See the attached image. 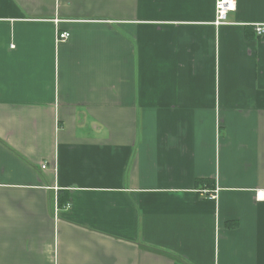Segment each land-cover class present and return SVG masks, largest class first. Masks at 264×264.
<instances>
[{
  "label": "crops",
  "instance_id": "crops-1",
  "mask_svg": "<svg viewBox=\"0 0 264 264\" xmlns=\"http://www.w3.org/2000/svg\"><path fill=\"white\" fill-rule=\"evenodd\" d=\"M235 1L0 0V264H264V0Z\"/></svg>",
  "mask_w": 264,
  "mask_h": 264
},
{
  "label": "built area",
  "instance_id": "built-area-1",
  "mask_svg": "<svg viewBox=\"0 0 264 264\" xmlns=\"http://www.w3.org/2000/svg\"><path fill=\"white\" fill-rule=\"evenodd\" d=\"M235 0H216L215 3V24L222 25L226 23L227 14L235 10ZM255 33L260 36L264 34V23L255 25ZM69 38V33L63 32L58 35V40L65 41ZM46 165L41 168L45 169Z\"/></svg>",
  "mask_w": 264,
  "mask_h": 264
},
{
  "label": "trees",
  "instance_id": "trees-1",
  "mask_svg": "<svg viewBox=\"0 0 264 264\" xmlns=\"http://www.w3.org/2000/svg\"><path fill=\"white\" fill-rule=\"evenodd\" d=\"M206 187L209 188V189H211L210 186H209V184H207V183H206ZM58 206H60V202L59 201H58Z\"/></svg>",
  "mask_w": 264,
  "mask_h": 264
}]
</instances>
